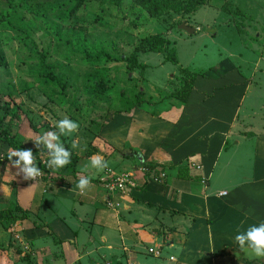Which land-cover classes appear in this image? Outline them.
I'll list each match as a JSON object with an SVG mask.
<instances>
[{
	"label": "rangeland",
	"instance_id": "374dc122",
	"mask_svg": "<svg viewBox=\"0 0 264 264\" xmlns=\"http://www.w3.org/2000/svg\"><path fill=\"white\" fill-rule=\"evenodd\" d=\"M223 1L228 3V7L233 11L232 15L208 5L198 9L195 14L183 18L180 15L169 16V13L162 15L154 13V15H150L142 7H138L135 3L131 2L133 6L130 3L128 6H124L122 10L123 15L120 17H117L115 13H111L108 9H103V12L108 16L106 22L110 25L116 24L112 29H107L95 21L94 14H100L97 6H87L76 16L73 20L77 22L74 28L84 31L94 48L95 46H100L106 51H110L111 54H114L115 52L111 51L108 47L110 43H113L117 51L127 55L132 52L141 39L152 36L168 39L169 47L174 48L177 59V64H173L166 61L165 56L162 54L148 53L143 55L139 61L141 68H137L130 74L126 73L121 62H113L107 65V73L110 74L109 79L116 82L112 88V97L104 98L105 103H103L97 99L89 102L86 99L87 97L83 96L79 104L81 114H86V120H94L96 123L105 124L100 129L98 127V137L89 131H83V129L88 127V122L79 124L78 129L68 136L60 135L63 146H68V150L74 157L78 158V163L75 167V170H78L77 173L81 169L83 174L88 176L87 172L93 170L97 177L102 172V170L95 168H89L87 171L84 170L85 166L91 163L90 158L93 157L92 155L85 157L84 153L87 150L90 151L88 144H90L89 147L93 145L92 148L97 152L95 146L101 145V142L97 141V138H100L102 143H105V146L111 152L116 150L117 161H121V158L123 159L122 156L118 155L119 152L126 154L125 151L136 152L142 155L144 161L151 163L153 160H148L150 154L158 153L155 160L160 155H163L161 151L160 153L158 152V147L161 148L159 144L161 138L164 137L163 129L167 131L170 126H166L165 128L164 125L157 124L156 127L159 129H156L155 133H147V128H145L147 131L144 130L143 132L141 130L142 125L145 126L144 123H140L139 120V122H133L131 119H128V121L126 116L122 114V116L113 115L112 112L113 109H123L125 107L122 104L123 102L134 100L130 93V87L136 81L139 84V90L143 92L145 102L140 108H134L135 110L132 109L130 113L126 114L134 115V118L140 117L139 119L143 117L153 118L154 115L157 116L160 113L159 109L161 105L159 102H164L165 105L180 104L178 100L169 97V95L180 88L184 79L188 82L192 81L191 86L194 89L197 88L198 84H200V87L185 102L187 104L185 105L186 108L185 106L182 107L183 111L184 109L185 111L186 109L191 110L194 124L197 119H200L201 122L202 118L206 121L207 125L203 129L196 130L193 139L183 142L182 150L188 151L192 150L191 146L207 144L212 138V133L209 132L212 131L214 133V129L224 130L230 125L235 133L241 131L243 135L238 138L233 136L229 145V151L223 154L218 165L227 171L229 176L238 173L239 178L237 180L234 178L230 179L228 175L223 177L221 174L214 176L213 183L215 184L212 183L213 187L216 189L228 188L231 185H237L236 182L231 183V180L242 181L245 177L251 176L250 173L254 168L255 158L259 157L262 148H264V140L260 141L259 134H256L257 131L258 133L259 131L264 133V0H211V3L219 4L224 3ZM25 17L29 18L30 16L26 15ZM118 20L122 23H118ZM181 20L188 27L197 30L192 34L179 30L178 26L182 23H180ZM116 21L117 23H115ZM70 23L72 25V22ZM4 32L8 37L14 35L9 30H5ZM41 35L42 32H38L34 36L37 47L48 50L52 47V50H49V52L53 62L68 67L76 75H85L87 72L86 65L78 56L72 57L70 61H66L62 57L63 49L59 48V51H55L54 46L56 44L52 37L43 41L40 39ZM18 48L16 40L10 41L9 48L4 56L6 67L0 66V92H3L5 95L10 94V99L4 95L3 100L7 102L11 101L13 104L20 106L23 110L21 113H26L27 117L35 125L38 133L42 134H35L29 128L23 130L20 127L16 128L17 133L26 139L25 143L27 146H33L41 152L42 149L45 151L46 148H44L43 144L37 147L36 141L41 139L47 132L59 133L56 127L57 122L69 118V116L54 101L49 100L39 90L34 88L27 91L20 90V82L22 80L31 81V79L23 72L25 66L19 60V58H22V54L17 52ZM181 67L187 69L191 75L182 74L180 72ZM127 76L135 78L134 81L125 85L119 82V80ZM240 86H245L243 89L245 90L243 102H240V91L236 92L239 96L227 95L228 90H234L235 87L239 88ZM120 89L126 90L129 97L127 95L126 97L120 96ZM73 91L74 88L68 89L70 94ZM209 91H213L214 94L210 95ZM81 92H83L82 88L79 90V93ZM132 94L136 95V91L132 92ZM165 105L163 106L165 107ZM100 108L101 111H99ZM94 110L96 111L94 112ZM219 112L225 114L223 117H230V123L220 118L218 116ZM237 114L241 116L240 119H236ZM106 115H109V117ZM109 118L114 120L121 118L120 120L128 121V126L126 125L127 129L125 127H115L111 131L106 125L109 124ZM186 122L185 126H180L179 128L183 135L189 130L193 131L191 117L187 118ZM134 123L140 124L138 127H135ZM188 124L190 126H187ZM252 125L254 126L252 129L255 132L248 130L247 133L243 129L251 128ZM110 126L112 128L114 123H111ZM46 128L47 131L43 132V129ZM104 128L109 132L106 137L100 135ZM34 134L36 135L35 137ZM92 135L94 136L90 141L89 137ZM74 142L76 144L75 147H73ZM12 152L7 146H3L0 150V157L3 155L10 156ZM40 154L49 176L55 178L56 173L54 172V168L49 167L48 162L44 163L45 159L42 157L49 154ZM11 158L12 162L19 159L17 155H12ZM103 160L107 161L106 158H103ZM228 161H230V164H228ZM139 162L142 163L141 160ZM236 163H240L242 166L240 170H236L232 166V164ZM21 164L23 165V162ZM110 164L108 162L107 166H111ZM7 166V170L5 168L3 172L0 169L1 179L10 180L16 177V184H19L21 179L22 182L19 186L20 195H16L15 197L16 199L18 198V201L25 202L24 199L31 198L30 194H28L29 191H32L31 188L23 184L25 182L24 179L26 180L29 177L24 176L23 172L14 166L13 163ZM116 169L131 171L130 168L122 165L121 167H116ZM122 174L128 173L124 172ZM11 190L10 186L6 187L0 183V203H5L7 200L10 201L7 197L10 196ZM41 190L45 196L49 194L48 190ZM15 197L11 196L10 198L13 200ZM27 206L28 208L24 211L31 217L36 212L39 203H30ZM44 207L45 211L50 212L46 205ZM25 221H20L7 229H5V222H0V264H25L26 258L24 256L27 254V247L22 245L21 239L24 238V231L26 230ZM61 252H64V250L61 249Z\"/></svg>",
	"mask_w": 264,
	"mask_h": 264
},
{
	"label": "crops",
	"instance_id": "0c3cea01",
	"mask_svg": "<svg viewBox=\"0 0 264 264\" xmlns=\"http://www.w3.org/2000/svg\"><path fill=\"white\" fill-rule=\"evenodd\" d=\"M199 87L200 84L191 90L189 99ZM244 88L235 87L234 90H228L227 95L239 96L236 92L240 91V102H243ZM209 94L214 93L209 91ZM159 104L160 113L153 118L139 119L134 118V115H122L127 120L144 123L141 130L144 132L147 128V133H155L159 129L157 124L165 128L170 126L167 131L162 128L164 137L161 138L158 152L161 151L163 155L156 160L157 152L148 156L153 164L163 167L165 177L161 182L152 179L154 170H158L156 168L148 173L136 171L140 165L137 160H130L133 151L123 149L126 154L119 152L118 155L123 159L117 161L116 150L111 152L97 138L101 145L95 146L97 152L92 156L106 158V162L111 163L100 174L108 168L116 171L113 165L120 163L131 169L122 170L130 174L135 182V187L128 195L107 192L97 184L100 174L96 177L93 170H89L86 176L81 169L79 173L76 169L77 179L84 175L91 178L88 188L83 192L76 186H67V180L63 184L47 185L43 180L33 185L23 183L32 190L28 192L31 198L20 201L24 210L28 208L27 204L39 203L36 212L24 222L25 237L21 238L31 260H39L37 264H264V258L250 260L235 254L243 252L235 242L238 230L244 231L250 225L264 222V148L255 158L250 177L242 181L231 180L237 185L216 189L213 187L214 176L221 174L223 177L228 175L230 179L239 178L238 173L229 176L218 163L223 154L229 151L233 136L242 137L241 131L235 133L230 125L224 130L214 129V133L209 132L214 139L184 151L183 142L193 139L196 130L206 127V121L201 118V122L197 119L194 124L191 110L183 111L182 107L187 103ZM218 116L229 122L230 117H223L224 113L219 112ZM189 117L193 131L189 130L183 135L179 128L185 126ZM240 117L237 114L236 119ZM120 119H110L109 124H106L108 129H127L129 120L125 122ZM111 123H114L112 128ZM139 124L134 123V126L138 127ZM252 127L243 129L247 133L248 130L255 132ZM108 133L104 128L100 135L106 137ZM256 134H259L260 141L264 140V133L257 131ZM138 158L144 160L140 154ZM232 166L236 170L242 168L240 163ZM21 168L22 164L18 169ZM3 180L8 181L5 178ZM45 186L52 189H45L49 191L47 196L41 192ZM107 202H118L120 206L111 209L107 207ZM44 205L50 212L45 211ZM219 251H225V255L213 256Z\"/></svg>",
	"mask_w": 264,
	"mask_h": 264
},
{
	"label": "trees",
	"instance_id": "16d2710c",
	"mask_svg": "<svg viewBox=\"0 0 264 264\" xmlns=\"http://www.w3.org/2000/svg\"><path fill=\"white\" fill-rule=\"evenodd\" d=\"M131 2L135 3L138 7H142V9L150 13V15H154V13L158 15L169 13V16L180 15L183 18L195 14L198 9L207 5L214 6L217 10L225 11L229 15L233 13L228 7L227 2L223 1L224 3L212 4L211 0H0V66L6 67V61L4 59L5 53H7L10 41L16 40L19 46L17 52L22 54V58H19V60L22 65L25 66L23 72L31 79V81L22 80L19 85L20 90L27 91L33 88L39 90L49 100L54 101L58 107L64 110L65 114L67 113L69 116L68 119L76 122L78 125L88 122V127L83 129V131H89L98 137L97 133L100 127H104L105 124L96 123L94 120H86V114H81L79 104L83 96H86L89 102L97 99L103 103H105L103 100L104 98L112 97V88L115 86L116 82L109 79L110 74L107 73V65L109 63L121 62L127 74L132 73L137 68H141L139 61L143 55L148 53L162 54L165 56L166 61L177 64L174 48L169 47L168 39L152 36L145 37L141 39L137 46L133 48L132 52L127 55L117 51L115 45L110 43L108 47L111 51L115 52L111 54L110 51H106L103 47L95 46L94 48L90 40L86 37L87 34L84 33V31H80L81 29L74 28L77 22L73 20L78 14L87 6H97L100 14H94L95 21L107 29H112L116 24L110 25L106 22L108 16L103 12V9H108L111 13H115L117 17H120L123 15L122 10L124 6H128L129 3L133 6ZM132 6L130 7L132 8ZM26 15L30 17L26 18ZM182 20L180 23L183 22ZM70 22H72V25ZM115 23H117V21ZM118 23L122 22L118 20ZM5 30L13 32L14 35L8 37L4 32ZM38 32H42L40 39L43 41L52 37L56 44L54 46L55 51H59V48L63 49L62 57H64L66 61H70L72 57L78 56L86 65L87 72L85 75H76L72 73L68 67L53 62L49 52V50H52V47L49 50L37 47L34 36ZM180 72L187 76L191 75L187 69L182 67L180 68ZM134 79L135 78L132 76H127L119 80V82L125 85L133 82ZM182 82L183 84L180 88H178V90L176 89L169 97L175 98L180 103H185L188 101L193 87L191 86L192 81L188 82L183 79ZM138 86L139 84L134 81V84L130 87V93L134 100L131 102H123L122 104L125 106L123 109H113V115L130 113L132 109L141 107L145 101L143 92L139 90ZM70 88H74L71 94L68 92ZM81 88L83 89V92H81L83 94L79 93ZM135 91L136 95L132 94V92L134 93ZM4 95L3 92H0V150L3 146H7L13 152L30 149L34 157V164L40 170V177L38 179L29 177L23 183L33 185L43 180L47 185L50 183L63 184L66 183L67 180V186H76L80 180V178H76L75 170L78 158L73 156L68 150V146H64L65 149L70 152V163L59 169L54 168V172L56 173H54L55 178L49 176L46 165L43 164L40 157V153L47 154L48 152L46 151L48 149L43 145L46 150L43 151L42 149V151L39 152L35 147L27 146L25 143L26 139L16 131V128L19 127L22 130L29 128L37 134L38 131L35 125L32 120L27 117L26 113H21L23 110L20 106L13 104L11 101L7 102L3 100ZM119 95L122 97H126L127 95V97H129L128 92L124 89L119 90ZM5 96L9 99L11 98L10 94ZM95 111L96 110H94V112ZM99 111H101V108ZM107 117H109V115ZM45 131H47V128L43 129V132ZM35 134L34 137L36 136ZM87 135L89 134L87 133ZM94 135L88 136L90 141L93 139L92 137ZM62 142V139H60V143ZM89 145L90 144H88V148L90 151L87 150L85 157H90L96 153L94 148H92V146L89 147ZM138 155L139 154L135 152L130 154V160H137L140 165L137 166L136 171L148 173L156 168L158 170H154L152 179H157L158 182H161V175H165L163 167L161 166V168H159L156 163L150 164L144 160L143 163V161L138 158ZM42 157L45 159L44 163L49 161V155H43ZM140 160L142 163L139 162ZM11 162L12 158L10 161L8 155L0 157L1 171L3 172L5 168L7 170V165H11ZM188 165L190 166V163H188ZM113 166L117 172L111 168L108 169L115 175L124 173L122 171L123 169H116V167H121V165L116 164ZM105 170L100 176L105 173ZM25 174L26 173H24V175ZM99 177L96 182L101 186L98 180ZM16 179L17 178H12L8 181H4L0 176V183L6 187L10 186L12 189L10 196L7 197L10 201L5 200V203H0V222H5V229L20 221L29 219V214L24 211L22 203L15 197L16 195L18 196L19 186L21 185V179L19 178V184H16ZM201 182L206 184L205 180ZM45 189L49 190L51 188L45 186L43 190ZM11 196L15 198L12 200L10 198ZM223 255H225V251L216 252L213 256L218 257ZM60 256L63 255L60 254ZM24 257L26 258V264L39 263V260L37 262L31 260V255L29 254H25Z\"/></svg>",
	"mask_w": 264,
	"mask_h": 264
},
{
	"label": "clouds",
	"instance_id": "9594fccd",
	"mask_svg": "<svg viewBox=\"0 0 264 264\" xmlns=\"http://www.w3.org/2000/svg\"><path fill=\"white\" fill-rule=\"evenodd\" d=\"M56 127L58 128L59 133H45L41 139L36 141V145L39 147L40 144H43L49 150L48 154L50 158L48 166L59 169L70 163V152L65 149L62 143H60V135L68 136L70 133L76 131L79 125L76 122L65 118L57 122ZM75 146L76 144L74 142L73 147ZM12 155H17L19 157L18 160L12 162L14 166L20 168L21 162H23V168H21V171L26 173V177L35 179V177L40 174V170L34 164V157L30 149L12 152L9 156L10 161ZM90 161L91 163L85 166V171L89 168L103 170V168L107 167V162H105L102 157L93 156L90 158ZM89 184L90 179L82 177L76 187L83 192L88 188ZM235 242L237 243L239 250L243 251L249 258H264V222L250 225L244 231L238 230L235 236ZM235 254L239 255V253ZM171 259L174 260L175 257H171Z\"/></svg>",
	"mask_w": 264,
	"mask_h": 264
},
{
	"label": "built area",
	"instance_id": "2783aa9c",
	"mask_svg": "<svg viewBox=\"0 0 264 264\" xmlns=\"http://www.w3.org/2000/svg\"><path fill=\"white\" fill-rule=\"evenodd\" d=\"M163 176L164 175H161V178H163ZM39 177L40 174L36 176L35 179H38ZM98 180L100 181L101 186L110 194L128 195L131 192V190L135 187V183L132 180V176L130 174L115 175L109 169H106L105 173L101 175ZM154 181L158 182L157 179H154ZM119 206L120 203L118 202L116 203L107 202L108 208L114 209V208H118Z\"/></svg>",
	"mask_w": 264,
	"mask_h": 264
},
{
	"label": "water",
	"instance_id": "95a60500",
	"mask_svg": "<svg viewBox=\"0 0 264 264\" xmlns=\"http://www.w3.org/2000/svg\"><path fill=\"white\" fill-rule=\"evenodd\" d=\"M178 29L181 30V31H184L186 32L187 34H192L195 32V29L191 28V27H188L184 22H182L179 26H178ZM240 256H243V257H246L250 260L252 259H256V258H249L244 252H241L239 254Z\"/></svg>",
	"mask_w": 264,
	"mask_h": 264
}]
</instances>
